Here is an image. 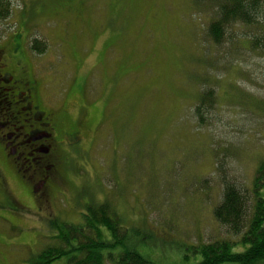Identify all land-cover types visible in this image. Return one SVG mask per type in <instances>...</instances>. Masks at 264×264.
<instances>
[{
  "label": "rangeland",
  "instance_id": "obj_1",
  "mask_svg": "<svg viewBox=\"0 0 264 264\" xmlns=\"http://www.w3.org/2000/svg\"><path fill=\"white\" fill-rule=\"evenodd\" d=\"M11 2L0 40L21 34L43 104L86 124L62 145L53 215L0 156V264H26L55 243L47 216L78 224L92 202L152 231L145 254L162 264L181 262L176 243L225 236L213 215L222 176L251 188L264 162V51L252 45L263 34L236 24L218 46L216 8L194 0ZM204 92L214 99L198 117Z\"/></svg>",
  "mask_w": 264,
  "mask_h": 264
},
{
  "label": "trees",
  "instance_id": "obj_2",
  "mask_svg": "<svg viewBox=\"0 0 264 264\" xmlns=\"http://www.w3.org/2000/svg\"><path fill=\"white\" fill-rule=\"evenodd\" d=\"M194 3L213 4L216 8L217 16L210 21L207 32L214 44L220 46L225 40L223 34L233 25H253L263 35H256L252 45L264 51V0H194ZM12 7L11 0H0V21L11 16ZM30 47L38 54L47 49L46 44L36 39ZM205 98L212 107L214 97L204 92L196 107L198 117H202L200 106ZM256 173L251 188L235 185L222 176L223 198L213 215L227 229L226 235L197 245L176 243L174 249L183 251L177 264L264 262V162ZM49 225L55 229L51 237L55 243L30 256L26 264H53L65 257L63 264H162L145 254L152 248L154 233L126 226L108 202L88 204L78 224L52 219Z\"/></svg>",
  "mask_w": 264,
  "mask_h": 264
},
{
  "label": "flooded vegetation",
  "instance_id": "obj_3",
  "mask_svg": "<svg viewBox=\"0 0 264 264\" xmlns=\"http://www.w3.org/2000/svg\"><path fill=\"white\" fill-rule=\"evenodd\" d=\"M29 58L21 34L0 40V156L19 175L17 182L28 184L34 204L53 215L51 197L61 181L62 145L79 139L86 120L82 126L65 122L43 104L42 86Z\"/></svg>",
  "mask_w": 264,
  "mask_h": 264
}]
</instances>
